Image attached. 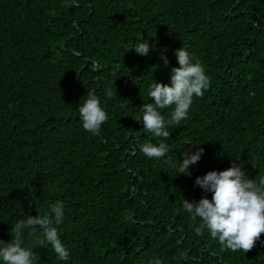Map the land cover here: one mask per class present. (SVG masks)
I'll return each mask as SVG.
<instances>
[{"label":"trees","instance_id":"1","mask_svg":"<svg viewBox=\"0 0 264 264\" xmlns=\"http://www.w3.org/2000/svg\"><path fill=\"white\" fill-rule=\"evenodd\" d=\"M146 39L140 56L132 48ZM181 47L210 87L169 128L166 157L149 159L139 148L157 141L139 108L153 80L170 83ZM87 93L109 117L95 135L79 121ZM194 146L191 177L176 174ZM234 160L264 179V0H0V241L62 200L69 264H264V233L232 252L182 210L183 199L211 200L197 177ZM33 251L36 264H62L50 247Z\"/></svg>","mask_w":264,"mask_h":264},{"label":"clouds","instance_id":"2","mask_svg":"<svg viewBox=\"0 0 264 264\" xmlns=\"http://www.w3.org/2000/svg\"><path fill=\"white\" fill-rule=\"evenodd\" d=\"M136 54L146 56L149 41L138 42L132 48ZM175 57L179 67L173 68L169 84H160L153 80L147 88L150 102L140 107L137 122L142 123L143 133L156 139V143L146 142L139 151L149 159L165 158L169 152L168 138L170 127L180 124L188 118V112L194 98H201L210 87V78L202 64L184 47L177 49ZM163 63L169 61L161 56ZM113 91L106 95L111 97ZM101 99L95 93H87L84 102L79 105V121L84 131L99 134L101 127L108 120V114L101 106ZM171 108L169 118L165 119L162 110ZM196 147V146H194ZM194 153H183L179 162L178 173L191 177L190 166L196 165L203 155V148L196 147ZM242 164L234 162L223 171H209L197 177L195 185L206 193H211V200L201 198L199 202L183 199L182 210L191 218L193 230L197 235L206 231L224 249L232 252L250 251L262 233H264V179L259 183L247 178L242 171ZM65 203L57 200L49 209L36 217L18 219L11 225V241H0V264H36L38 256L33 249L36 246L50 247L55 257L62 264H69L70 251L59 237V226L64 223ZM39 236L34 247L25 246L23 237ZM147 264H163L158 257H153Z\"/></svg>","mask_w":264,"mask_h":264}]
</instances>
